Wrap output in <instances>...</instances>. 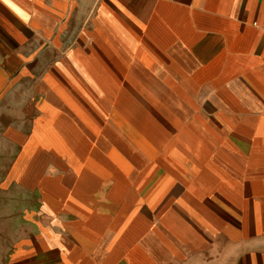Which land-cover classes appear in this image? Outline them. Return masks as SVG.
Masks as SVG:
<instances>
[{
  "label": "crops",
  "instance_id": "1",
  "mask_svg": "<svg viewBox=\"0 0 264 264\" xmlns=\"http://www.w3.org/2000/svg\"><path fill=\"white\" fill-rule=\"evenodd\" d=\"M264 0H0L3 264H264Z\"/></svg>",
  "mask_w": 264,
  "mask_h": 264
},
{
  "label": "rangeland",
  "instance_id": "2",
  "mask_svg": "<svg viewBox=\"0 0 264 264\" xmlns=\"http://www.w3.org/2000/svg\"><path fill=\"white\" fill-rule=\"evenodd\" d=\"M5 163L0 157V168ZM16 196V190L8 198L0 191V264H3L19 240L31 231V226L22 214L25 205L17 203Z\"/></svg>",
  "mask_w": 264,
  "mask_h": 264
},
{
  "label": "built area",
  "instance_id": "3",
  "mask_svg": "<svg viewBox=\"0 0 264 264\" xmlns=\"http://www.w3.org/2000/svg\"><path fill=\"white\" fill-rule=\"evenodd\" d=\"M262 29H263V31H264V25L262 26Z\"/></svg>",
  "mask_w": 264,
  "mask_h": 264
}]
</instances>
